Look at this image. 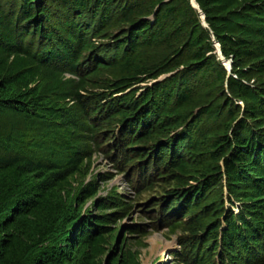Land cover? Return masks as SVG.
<instances>
[{"label": "trees", "instance_id": "trees-1", "mask_svg": "<svg viewBox=\"0 0 264 264\" xmlns=\"http://www.w3.org/2000/svg\"><path fill=\"white\" fill-rule=\"evenodd\" d=\"M196 2L0 0V264H140L111 248L132 207L74 188L97 152L175 184L182 264H264V0Z\"/></svg>", "mask_w": 264, "mask_h": 264}, {"label": "rangeland", "instance_id": "rangeland-1", "mask_svg": "<svg viewBox=\"0 0 264 264\" xmlns=\"http://www.w3.org/2000/svg\"><path fill=\"white\" fill-rule=\"evenodd\" d=\"M193 3L191 0L192 6ZM196 4L199 7L197 2ZM203 17H205L204 14H202V19ZM94 41L99 47L111 43L108 39ZM215 47L217 55L221 57L219 44H215ZM220 60L226 68L229 67L231 62L226 60L223 55ZM167 77L163 76L157 81L147 82L141 88L152 86ZM63 153V148L59 147L54 160L60 163ZM111 157L113 155L108 157L101 152L95 153L91 165L88 168L85 166L83 173L78 175L74 182L76 189L90 183L100 184L98 195L86 205L85 215H101L102 213L98 209L99 200L119 197L124 204H129L132 209L123 211L119 208L107 211V214L113 216V222L110 225V229L114 232L111 237V248L120 253L135 254L140 264H182L184 250L181 241L185 234L179 229H170L163 223L161 224L157 213L159 208L153 209L152 207L154 200L165 197L167 193L174 191L175 184L156 183L143 191L136 184L131 183L127 174L121 173L116 168L115 163L109 159ZM103 179L104 181H102ZM104 259L107 260L108 256H105Z\"/></svg>", "mask_w": 264, "mask_h": 264}, {"label": "water", "instance_id": "water-1", "mask_svg": "<svg viewBox=\"0 0 264 264\" xmlns=\"http://www.w3.org/2000/svg\"><path fill=\"white\" fill-rule=\"evenodd\" d=\"M193 2H194V3H193V4H194V5H193L194 8L200 10L199 7L197 6L195 0H193ZM203 21H204V25L207 26V25H206V22H205V17H203ZM219 53H220V56L222 57V52H221L220 45H219ZM231 67H232V63H230L229 67H227V70L229 71V73H230V71H231Z\"/></svg>", "mask_w": 264, "mask_h": 264}]
</instances>
